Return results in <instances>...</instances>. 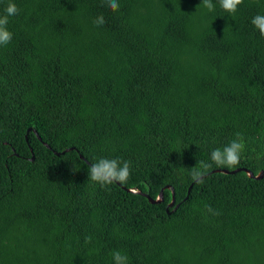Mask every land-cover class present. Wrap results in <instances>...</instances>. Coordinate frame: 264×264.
<instances>
[{
  "label": "trees",
  "instance_id": "1",
  "mask_svg": "<svg viewBox=\"0 0 264 264\" xmlns=\"http://www.w3.org/2000/svg\"><path fill=\"white\" fill-rule=\"evenodd\" d=\"M12 2L13 37L0 46V264H114V251L128 264H264V175L208 174L264 170V37L251 24L264 0L235 14L218 0L214 11L119 0L115 12L106 0ZM237 134L239 163L194 182ZM101 157L129 161L127 183L93 182ZM167 184L170 213V188L159 203L138 192L156 198Z\"/></svg>",
  "mask_w": 264,
  "mask_h": 264
},
{
  "label": "clouds",
  "instance_id": "2",
  "mask_svg": "<svg viewBox=\"0 0 264 264\" xmlns=\"http://www.w3.org/2000/svg\"><path fill=\"white\" fill-rule=\"evenodd\" d=\"M106 3L110 10L114 12L119 11V0H106ZM218 3L223 11L229 14H235L238 6L243 3V0H218ZM200 4L208 11L215 10L213 0H201ZM19 11L16 4L13 3L12 0H9L4 10L5 14L0 15V46H7L11 42L13 34L7 28L9 17L17 15ZM104 22L103 15H98L93 20V23L97 27L103 26ZM251 24L259 31V34L264 37V14L255 15L251 20ZM244 146L243 140L239 137V134H237V138L230 141L223 148H214L209 156L211 162L200 161V170L193 169L191 171L193 181L197 183L202 182L204 172L211 168L213 164L223 167H235L239 163ZM89 167L90 179L93 182L99 183L101 186L113 183L125 184L131 175L130 162L119 158L110 159L101 157ZM206 208L208 212L214 215L219 214L214 212L211 206H206ZM90 239V237H86V241ZM112 257L114 264H128V256L120 251H114Z\"/></svg>",
  "mask_w": 264,
  "mask_h": 264
},
{
  "label": "water",
  "instance_id": "3",
  "mask_svg": "<svg viewBox=\"0 0 264 264\" xmlns=\"http://www.w3.org/2000/svg\"><path fill=\"white\" fill-rule=\"evenodd\" d=\"M30 131H33V132L35 133V135L37 136V138H39V139L41 140V137H40L39 133L37 132V130L33 129L32 127H28L27 130H26V132L28 133V132H30ZM27 133H26V136H25L26 140H27ZM45 145H46L47 148H50V146H49L48 144L45 143ZM66 150H69V149H66ZM30 151H31V153H32V156H31L30 159H31V160H34V155H33L32 147H30ZM63 152H64V151H62V153H63ZM54 153H55L56 155H59V152H57V151H54ZM80 157H81V159L84 160L83 155H80ZM87 163H88V162H87ZM239 171H245V172H247V175H248L249 177H251V178H255V179H261V178L263 177V175H264V170H261L258 174H254L251 170H249V169H247V168H235V169H232V170H230V169H226V168H217V169L212 170V171L209 172L208 174L213 173V172H223V173H227V174H232V173H236V172H239ZM191 187H192V184H191V185L189 186V188H188L187 196H188V194L190 193ZM165 188H170V189L172 190V195H173V196H172V200L168 203V205H167V207H166L167 212L170 213L169 210H168V208H169V207H172V206L174 205V203H175V198H174V189H173L172 186H170L169 184L165 185V186L160 190V192H159V194L157 195L156 198H152V197L149 196L148 194H146V193H142V192H140L139 190H138V192L141 193V194H143L144 196H146V197L148 198V200H149L151 203H159V202L163 201V199H164V196H163V190H164ZM133 191H134V190H133ZM185 198H186V197H185ZM177 207H178V203L175 205L174 208H177Z\"/></svg>",
  "mask_w": 264,
  "mask_h": 264
},
{
  "label": "rangeland",
  "instance_id": "4",
  "mask_svg": "<svg viewBox=\"0 0 264 264\" xmlns=\"http://www.w3.org/2000/svg\"><path fill=\"white\" fill-rule=\"evenodd\" d=\"M46 68H48V71L51 73V72H54L55 73V69H54V64L53 63H46Z\"/></svg>",
  "mask_w": 264,
  "mask_h": 264
}]
</instances>
